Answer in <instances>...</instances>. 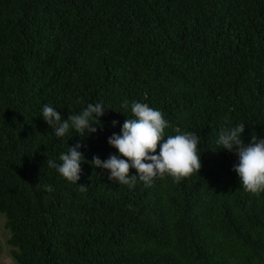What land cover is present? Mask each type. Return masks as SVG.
Returning a JSON list of instances; mask_svg holds the SVG:
<instances>
[{
  "label": "trees",
  "instance_id": "obj_1",
  "mask_svg": "<svg viewBox=\"0 0 264 264\" xmlns=\"http://www.w3.org/2000/svg\"><path fill=\"white\" fill-rule=\"evenodd\" d=\"M126 100L161 110L166 135L198 134L199 172L129 188L94 168ZM98 101L91 135L41 118ZM240 123L245 143L264 138V0H0V212L19 264H264V192L215 143ZM77 142L72 183L47 159Z\"/></svg>",
  "mask_w": 264,
  "mask_h": 264
},
{
  "label": "clouds",
  "instance_id": "obj_2",
  "mask_svg": "<svg viewBox=\"0 0 264 264\" xmlns=\"http://www.w3.org/2000/svg\"><path fill=\"white\" fill-rule=\"evenodd\" d=\"M109 108L103 102H89L83 110L68 115L65 118L51 104H45L41 109V118L52 130L56 138H64L75 131L80 137L94 134L101 123L105 110ZM121 108L129 110L131 118H127L120 127L119 133H112L107 143L117 150L107 159L94 156L90 163L94 168L108 172V179L133 188L137 182L150 186L155 178L170 176L179 181L194 172L198 173L201 164L199 145L201 137L193 131H178L166 135L169 122L161 110L139 101H124ZM118 121H112L116 127ZM245 124L223 127L216 138V148L233 153L236 163L232 166L240 185L246 192L259 194L264 192V138L256 134L251 136V142L245 143L242 134ZM84 145L77 142L68 146L66 152H61L57 160L47 159L48 166L72 183H78L81 178V164L85 161L81 149ZM159 151L157 152V148ZM130 169L135 174H130ZM81 187H85L81 185ZM45 190L54 191L51 185Z\"/></svg>",
  "mask_w": 264,
  "mask_h": 264
},
{
  "label": "rangeland",
  "instance_id": "obj_3",
  "mask_svg": "<svg viewBox=\"0 0 264 264\" xmlns=\"http://www.w3.org/2000/svg\"><path fill=\"white\" fill-rule=\"evenodd\" d=\"M6 224L7 215L0 212V264H19L13 256L14 247L9 242L12 234Z\"/></svg>",
  "mask_w": 264,
  "mask_h": 264
}]
</instances>
